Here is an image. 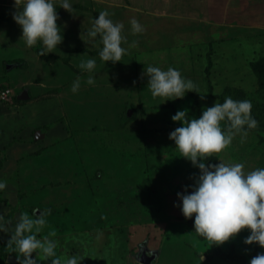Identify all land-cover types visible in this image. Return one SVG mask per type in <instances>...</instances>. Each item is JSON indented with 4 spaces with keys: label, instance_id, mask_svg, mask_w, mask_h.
Here are the masks:
<instances>
[{
    "label": "rangeland",
    "instance_id": "374dc122",
    "mask_svg": "<svg viewBox=\"0 0 264 264\" xmlns=\"http://www.w3.org/2000/svg\"><path fill=\"white\" fill-rule=\"evenodd\" d=\"M55 2L64 39L48 51L39 40L26 44L14 0H0V91H7L0 97V178L7 181L0 244L21 212L39 208L50 211L37 237L54 236L56 255L84 256L78 264H240L219 256L195 232L194 214L185 217L174 203L200 170L179 155L169 132L182 124L171 118L177 109L198 117L225 96L250 99L258 125L207 158L243 162L245 171L264 167V0H70L72 11ZM105 8L127 36L128 52L115 62L100 58L99 34H87ZM131 17L145 30L133 33ZM88 57L96 59L94 84L79 67ZM148 64L178 68L206 99L194 89L153 97ZM249 232L244 227L219 247L249 262L264 252L259 242H244ZM144 253L153 256L149 263Z\"/></svg>",
    "mask_w": 264,
    "mask_h": 264
},
{
    "label": "clouds",
    "instance_id": "9594fccd",
    "mask_svg": "<svg viewBox=\"0 0 264 264\" xmlns=\"http://www.w3.org/2000/svg\"><path fill=\"white\" fill-rule=\"evenodd\" d=\"M60 6L69 11L73 8L70 0H60ZM14 7L13 18L22 27V37L28 46L39 40L50 51L64 39L61 25L57 23L59 14L55 0H14ZM130 24L133 33L145 30L136 17L130 18ZM123 28V21L114 22L106 8L92 18L87 34L89 37L99 34L102 41L99 56L102 60L119 61L128 52V48L122 46V41H127ZM136 43L132 41V45ZM40 51L45 52L44 49ZM95 65L94 57L79 62L80 68L90 72L88 84L95 82V76L91 74ZM144 72L148 74L147 88L153 97L175 99L183 97L187 90L198 91L194 82L182 76L176 67L163 69L148 64ZM80 86V78L77 77L71 84V90L76 92ZM198 92L202 100L206 99V92ZM251 109L250 99H234L228 95L223 102L216 100L210 106H202L198 117L189 116L186 108L177 109L171 117L174 121H182V124L171 130L169 137L174 139L179 155L189 159L200 170L198 174H193L194 183L185 184V190L177 192L179 201L174 203L179 205L185 217H193L194 214L195 232L210 245L223 243L247 227L250 232L244 237V242L256 241L264 246V167L245 171L243 162L219 159L218 163H214L207 158L212 153L221 152L237 134H240L241 141L246 139L248 130L258 125ZM221 121H225V125ZM6 184V179L0 178V189H4ZM188 188L192 191H187ZM47 211L50 209H33L34 215L21 212L7 247L17 253L19 264H41V260L49 257L52 258L51 264H78L84 256L71 255L62 259L56 255V240L48 236L37 237L41 231L39 226L46 223ZM4 219L0 213V229L6 230V225L2 223ZM34 250L36 256L31 255ZM202 259L201 254L199 262ZM249 264H264V252L252 256Z\"/></svg>",
    "mask_w": 264,
    "mask_h": 264
},
{
    "label": "trees",
    "instance_id": "16d2710c",
    "mask_svg": "<svg viewBox=\"0 0 264 264\" xmlns=\"http://www.w3.org/2000/svg\"><path fill=\"white\" fill-rule=\"evenodd\" d=\"M213 247L215 249V252L219 256L229 261H237L240 264H249V262L246 260L244 256L237 254V253H226L223 249H221V247H219V244L214 243ZM7 255H8L7 251L3 249L2 247H0V263L3 262L5 259H7Z\"/></svg>",
    "mask_w": 264,
    "mask_h": 264
},
{
    "label": "water",
    "instance_id": "95a60500",
    "mask_svg": "<svg viewBox=\"0 0 264 264\" xmlns=\"http://www.w3.org/2000/svg\"><path fill=\"white\" fill-rule=\"evenodd\" d=\"M25 93H26V92H25ZM21 97H25V96L23 95V96H21ZM152 258H153L152 255H151V256H148V254L146 255V253H144V254H142V256H141V261H142V262L149 263V262L152 260ZM8 260H10V261H15L16 258H15V256H13V255H9V256H8Z\"/></svg>",
    "mask_w": 264,
    "mask_h": 264
},
{
    "label": "crops",
    "instance_id": "0c3cea01",
    "mask_svg": "<svg viewBox=\"0 0 264 264\" xmlns=\"http://www.w3.org/2000/svg\"><path fill=\"white\" fill-rule=\"evenodd\" d=\"M8 68H11V66L10 65H8ZM37 135H38V133H37ZM38 161V160H37ZM34 209H36V208H34ZM80 233V232H79ZM4 235L6 236V235H8L6 232H4ZM48 237H50L51 239H53L54 238V236H48ZM39 238H43V237H39ZM7 243H1L0 244V247H2L3 249H5V250H7V249H9V250H11L10 248H8L7 246ZM16 252H14L13 254H11V255H13V256H15L14 254H15ZM9 255V254H8ZM8 255H7V260H8ZM10 261V260H9ZM50 262L47 260V264H49Z\"/></svg>",
    "mask_w": 264,
    "mask_h": 264
},
{
    "label": "built area",
    "instance_id": "2783aa9c",
    "mask_svg": "<svg viewBox=\"0 0 264 264\" xmlns=\"http://www.w3.org/2000/svg\"><path fill=\"white\" fill-rule=\"evenodd\" d=\"M7 95V91L4 90V91H0V97H4Z\"/></svg>",
    "mask_w": 264,
    "mask_h": 264
}]
</instances>
